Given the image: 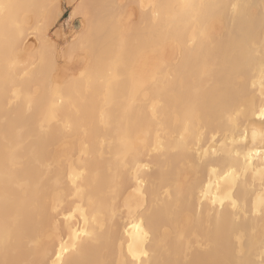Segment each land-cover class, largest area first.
I'll use <instances>...</instances> for the list:
<instances>
[{
  "label": "bare ground",
  "instance_id": "bare-ground-1",
  "mask_svg": "<svg viewBox=\"0 0 264 264\" xmlns=\"http://www.w3.org/2000/svg\"><path fill=\"white\" fill-rule=\"evenodd\" d=\"M124 1L0 0V264H264V0Z\"/></svg>",
  "mask_w": 264,
  "mask_h": 264
},
{
  "label": "rangeland",
  "instance_id": "rangeland-1",
  "mask_svg": "<svg viewBox=\"0 0 264 264\" xmlns=\"http://www.w3.org/2000/svg\"><path fill=\"white\" fill-rule=\"evenodd\" d=\"M67 1H69V0H67ZM67 1L63 0V6H62L63 7V14L58 19V21H56L57 23L54 24L53 26H51L49 29L50 30L49 31V37L51 36L50 38H52L51 40L53 41V43L55 42L54 44L62 50H65L69 47L70 41L72 40L73 36L78 33V31H79L78 29H80L81 24H82V16L80 14H76V15H73L70 17V14H71L70 12L72 11V9H74V7L77 4L76 2H78L79 0H77V1L74 0L73 1L74 3L73 2L71 3L72 0L70 1V3H66ZM125 2H126V4L128 3L125 0L124 4H125ZM130 2L133 3L132 4L133 6L135 5V7H133V8L137 7V4L134 2V0H131ZM127 5H130V4H127ZM128 7H127V9H128ZM131 7H129V10L131 9L132 12H133V10H136V9L132 10ZM132 17H134V15ZM31 39H34V37H32ZM29 42L35 43L36 39L35 40H29Z\"/></svg>",
  "mask_w": 264,
  "mask_h": 264
}]
</instances>
